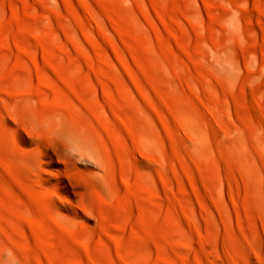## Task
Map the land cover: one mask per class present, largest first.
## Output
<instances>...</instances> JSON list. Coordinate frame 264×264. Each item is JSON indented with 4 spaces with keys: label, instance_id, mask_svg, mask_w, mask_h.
I'll return each mask as SVG.
<instances>
[{
    "label": "rangeland",
    "instance_id": "rangeland-1",
    "mask_svg": "<svg viewBox=\"0 0 264 264\" xmlns=\"http://www.w3.org/2000/svg\"><path fill=\"white\" fill-rule=\"evenodd\" d=\"M0 264H264V0H0Z\"/></svg>",
    "mask_w": 264,
    "mask_h": 264
}]
</instances>
